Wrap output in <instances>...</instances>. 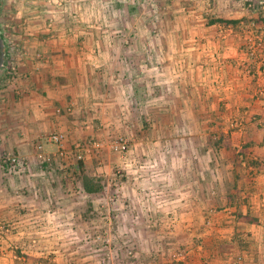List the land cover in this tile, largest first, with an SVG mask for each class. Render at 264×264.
<instances>
[{
  "label": "crops",
  "instance_id": "1",
  "mask_svg": "<svg viewBox=\"0 0 264 264\" xmlns=\"http://www.w3.org/2000/svg\"><path fill=\"white\" fill-rule=\"evenodd\" d=\"M143 1L97 0L70 25L38 0L19 10L4 45L15 72L0 90V154L27 165L0 169V264H264V49L244 73L241 32L264 28V6ZM53 133L64 135L70 166L75 144L123 137L130 159H162V184L151 171L141 185L131 170L128 185H115L117 211L90 222L75 207L109 205L104 191L37 185V175L59 171ZM173 175L187 193L169 189ZM96 232L113 251L133 245L134 257L121 263L94 244ZM180 250L185 257L172 263Z\"/></svg>",
  "mask_w": 264,
  "mask_h": 264
},
{
  "label": "rangeland",
  "instance_id": "2",
  "mask_svg": "<svg viewBox=\"0 0 264 264\" xmlns=\"http://www.w3.org/2000/svg\"><path fill=\"white\" fill-rule=\"evenodd\" d=\"M34 1L35 0H26V2H23V0H0V37L2 38L4 45L7 44L6 46H8V39H7L8 36H6V35L10 34V33L11 34L16 33L13 30V27L15 26L16 21H18L17 14H18L19 10L23 11L25 5L27 7L37 6V4L34 3ZM60 1H62L63 5H65L66 11H67L66 14H63V15L65 16V15L69 14L68 16L70 17L69 18L70 20L69 19L65 20V17L61 16V12L63 10L61 11L60 8H58V6L56 5ZM96 1L97 0H86L85 6L82 5L84 0H38V3L40 2V4H42L41 7L44 9H49V8H54L53 10L58 9L60 11V18L59 19L68 22V25H70L71 20L75 21V23L78 22L76 20H79L78 14H79V11L83 9V7H88V5L90 7L93 5V3H96ZM150 1H153V0H145V2H148V3ZM36 2H37V0H36ZM145 2L143 1L144 5H145ZM155 3H156V0L153 1L152 4L155 5ZM73 10H75L74 11L75 13H72ZM45 15H46V13H45ZM57 15H59V14H57ZM144 15L145 14H142L141 16L144 17ZM116 36L120 39H124L125 37H128L129 35H126L125 33H122V34L117 33ZM112 37H114V35H112ZM4 48H5V46H4ZM7 49L5 48V50H4V54H5L4 55V62H3L4 65L0 69V90H2V88L5 87V85L8 82L12 81L11 75L8 74V72L10 71L8 67H10L11 64L9 63V56H8L9 51ZM34 147L36 149L37 144ZM103 151H105V152H103ZM108 152H109V155H107ZM3 154H5V153L0 154V156ZM10 154H11V152H10ZM131 155H132V151L130 150V147L128 148L127 153L121 154V155L112 153V152L108 151L107 148H104L99 153L93 154L92 155L93 157L91 159L85 161V164H83L82 161H80V163H82V165L84 167L83 168L84 173H86L87 175H89L91 177H95V179H98V181H100V184L102 185V190L100 192H103V191L105 192V196L109 197V203H110L109 205H105L104 207L100 206L99 208H97V206H94V204L91 201H89L88 203H85L83 206L77 205L75 207L76 211H78L80 214H83V215L90 217V222H94L96 224L99 216L107 215V213L112 214L115 211H117V209H114V207H112L111 201L114 200L113 197L115 196V194H117L116 191H122L123 192V190L121 188L119 190V188H118L119 186L116 187L115 185H128L130 183L129 177H131V175L136 174L135 171L131 172V170L137 169L136 170L137 174L140 175L139 177L142 180V181H140L141 185H149V184H146V182H148V181L150 182V180H147L146 174L148 175V172H151V171H155L157 173V182L159 185L162 184L161 183V181H162L161 175L163 174V171L161 172V170H164V169H162V166H161L162 159L153 160V162H156L157 164L155 163V164H153V166H151L149 163L148 164L144 163L143 160H141V162H138V161H134L133 159H130L129 157ZM174 160H176V159H174ZM66 163L67 162L64 161L63 163H61V166H60L59 159H58V162H56V163L50 161V164L55 165L54 167L57 166L59 168L58 170L60 172L58 171L57 174H52L50 176L49 175L48 176L47 175H37V185H47V184L48 185L49 184L50 185L51 184L52 185H70V187L68 188L69 191L75 193L76 192L75 189L78 185H80V181H81L79 179V177L81 175V167H79V165H80L79 161H76L75 158H74V164L70 166V167H72L71 170H69V166L67 168L63 167V165ZM69 163L70 162H68V164ZM0 169L3 170L1 167H0ZM186 173L188 175H185V178L188 181H191V185H193L192 183L194 181H196V180H194L195 177H193L192 173L191 174L189 172H186ZM178 177H180V180H182V181L184 180L182 175H173V177L170 176V181L172 184H170L169 189L172 191L174 189V191H176L178 188H180L182 186L183 188H185L183 191L187 193L188 189L190 188L189 186L185 187L183 185H176V183L179 181V180H177ZM51 178L57 179V180L51 182L50 181ZM165 180H169V179L166 178ZM73 185H76V187ZM125 188L127 189L128 187H125ZM153 189L156 190V186H153ZM167 191H169V190H167ZM79 197H80L79 198V200H80L82 198V196H79ZM85 199L87 200V198H84V200ZM82 201H83V198H82ZM151 205H156L158 210L161 209V203L154 202ZM174 205H176V202L174 204H171V206L173 208H174ZM142 207L145 208V210H146V207H144L143 205H142ZM173 208H171V209H173ZM148 213H150V211H148ZM153 213H156V211H153ZM159 213H161V211H159ZM155 221L157 224L158 223L162 224L161 219L155 220ZM91 225H94V224H91ZM92 241H94L95 245H98V244L100 245V243H103V247L105 249L104 251H106L107 253H111V255H116V253H117L118 256L122 258L121 263H127L128 260L130 259L129 257H127V254L125 251L127 246L125 248L123 246V248L120 250L113 251L110 248V246L112 244V240L108 241V239L102 238V235L100 233H97V232L93 233ZM131 243L132 242H128V244H131ZM128 244L126 243V245H128ZM170 258H172V254H170Z\"/></svg>",
  "mask_w": 264,
  "mask_h": 264
},
{
  "label": "built area",
  "instance_id": "3",
  "mask_svg": "<svg viewBox=\"0 0 264 264\" xmlns=\"http://www.w3.org/2000/svg\"><path fill=\"white\" fill-rule=\"evenodd\" d=\"M242 7L243 9H254L255 4L258 6L263 7L264 3L262 0L257 1L256 3L253 2V0H243L242 1ZM58 8H60L61 16H64L63 14H66V8L65 5H63L62 1L58 2L56 4ZM65 8V9H64ZM66 16V15H65ZM64 16V17H65ZM50 22H53L52 18L48 19ZM241 32H243L244 40L242 42V45L244 46V49L246 48V57H245V65L247 66V69L244 70V73L251 75V69L249 68L250 65H252V61L254 59H257L259 56L262 54V49H264V31L261 26H258L255 23L248 24L246 26L241 27ZM8 36V44H12L11 38L9 35ZM9 51V50H8ZM8 56H10V53H8ZM260 62L262 61L261 59L259 60ZM245 65H242L245 66ZM8 74L11 75V79L14 77V67L10 66ZM48 140L55 144L57 147V153L56 156L62 160L66 161L67 155H68V150L66 149L65 146V137L61 133H53L48 136ZM107 148L110 152L115 153V154H125L128 152V144L127 140L124 139L123 137H115L112 140H109L106 145L101 142H87V143H77L74 146V158L76 161H82L83 157L85 155L91 154L92 151H100L101 149ZM40 149V147H39ZM38 158L44 162V157L42 154L39 153ZM27 163L25 162L24 159L20 158L17 155L10 154V153H5L0 156V167H6L9 171H14L16 169H23L25 168ZM68 165L67 163L63 165L64 168H67ZM32 245H35V241L33 240ZM134 252L135 248L133 245L127 246L126 247V254L127 257L133 258L134 257ZM186 251L180 250L172 254V263L179 262L185 257ZM235 264H241V258L237 257L235 259Z\"/></svg>",
  "mask_w": 264,
  "mask_h": 264
},
{
  "label": "trees",
  "instance_id": "4",
  "mask_svg": "<svg viewBox=\"0 0 264 264\" xmlns=\"http://www.w3.org/2000/svg\"><path fill=\"white\" fill-rule=\"evenodd\" d=\"M79 164H80L79 167H81V175L79 179L81 180L80 186L82 190L87 194H94V193L100 192L102 190V185L100 184V181H98V179H95V177H91L87 175L86 173H84L83 171L84 167L82 163H80V161H79ZM1 168L3 169V171L7 170V168L3 166H1Z\"/></svg>",
  "mask_w": 264,
  "mask_h": 264
},
{
  "label": "flooded vegetation",
  "instance_id": "5",
  "mask_svg": "<svg viewBox=\"0 0 264 264\" xmlns=\"http://www.w3.org/2000/svg\"><path fill=\"white\" fill-rule=\"evenodd\" d=\"M0 41H1V43L3 44V41H2V38L0 37ZM4 50H5V48H4V44H3V48L2 49H0V57L3 55V57H2V63H1V66H0V69L3 67V65H4Z\"/></svg>",
  "mask_w": 264,
  "mask_h": 264
},
{
  "label": "water",
  "instance_id": "6",
  "mask_svg": "<svg viewBox=\"0 0 264 264\" xmlns=\"http://www.w3.org/2000/svg\"><path fill=\"white\" fill-rule=\"evenodd\" d=\"M3 48V44L1 43V41H0V49H2ZM2 57H3V55L0 57V66H1V63H2Z\"/></svg>",
  "mask_w": 264,
  "mask_h": 264
}]
</instances>
